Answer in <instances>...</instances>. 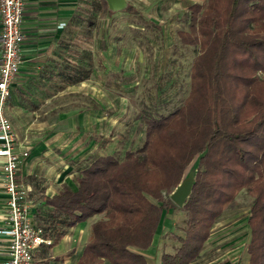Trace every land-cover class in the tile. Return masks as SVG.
Segmentation results:
<instances>
[{"label": "trees", "instance_id": "1", "mask_svg": "<svg viewBox=\"0 0 264 264\" xmlns=\"http://www.w3.org/2000/svg\"><path fill=\"white\" fill-rule=\"evenodd\" d=\"M188 10V29L177 35L198 45V53L182 103L146 116L139 146L122 157L92 156L78 170L74 188L63 185L42 197L52 232L43 230L50 243L41 244L47 246L78 221L104 215L90 223V238L69 264H146L137 249L150 244L162 210L172 206L161 191L172 190L194 155L190 193L180 205L182 234L175 235L173 252L160 253V264L194 259L215 218L243 187L252 200L248 258L238 264H264V0H206ZM88 72L82 66L69 82Z\"/></svg>", "mask_w": 264, "mask_h": 264}, {"label": "rangeland", "instance_id": "2", "mask_svg": "<svg viewBox=\"0 0 264 264\" xmlns=\"http://www.w3.org/2000/svg\"><path fill=\"white\" fill-rule=\"evenodd\" d=\"M205 1L124 0L125 6L120 10L112 11L106 6V9L103 8L94 18L87 16L83 19V24L89 25L88 23L91 22L98 27L93 33L96 40L105 39L107 44L111 43L109 50H111L113 66L111 71L107 70L103 82L112 92L110 111L113 114L109 120L110 128L106 129L103 138L98 139V146L91 148L88 143L87 147L77 150L76 156L66 158L69 159V164L64 166L63 171L82 167L95 152H109L122 157L125 149H133L140 145L146 116L164 114L182 103L188 92L189 68L193 57L198 53V45L180 42L177 31L188 29V6L192 3L203 4ZM85 37H83L85 43L82 45L89 54L83 61L92 64L95 56V61L99 65L103 53L99 55L91 53L90 43ZM97 48L100 46L97 45ZM60 99L65 103L63 111H59L66 115L62 118V122H67L75 114L73 109L80 107L77 103L82 105L84 102L89 103L91 98L87 95L66 94ZM88 106L86 104V107ZM52 114L56 115L49 113ZM38 117H41L40 113ZM62 126L64 127L63 123ZM61 130H64L67 136L72 130L79 129L78 126H74ZM18 141L23 144L22 140ZM24 146L29 153V146L25 144ZM71 151L72 149L66 153ZM78 157L80 158L76 159ZM195 159L196 155L186 165L181 177L186 175L191 167L195 170ZM68 186L73 187L74 183H69ZM161 194L169 198V192L163 190ZM251 200L252 193L248 188L243 187L236 191L231 201L215 218L202 248L188 264L247 262L246 244L249 229L246 216ZM45 209L39 206V217L33 220L43 230L52 233L47 228L48 219L44 218ZM103 217L102 212L96 214L97 219ZM88 218L74 224L75 230L71 235L69 246L59 254L61 256L67 253L64 259H59V255L46 256V252L43 254L40 250L34 255L35 264H69L73 261L82 245L91 236ZM184 218L181 206L173 202L172 206L162 210L150 244L144 249H137L144 254L146 264H160L161 252L175 250L178 245L175 235L182 234Z\"/></svg>", "mask_w": 264, "mask_h": 264}, {"label": "crops", "instance_id": "3", "mask_svg": "<svg viewBox=\"0 0 264 264\" xmlns=\"http://www.w3.org/2000/svg\"><path fill=\"white\" fill-rule=\"evenodd\" d=\"M101 10L100 0H23L20 62L9 84L4 110L17 140L29 146V153L17 168L15 179L30 186L28 197L32 201L33 219L39 217L38 213H34L35 208L45 207L41 204L43 196H51L64 184L74 183L72 188L75 187L80 168L63 171L64 166L69 164L66 158L76 156L75 152L87 147L88 143L91 148L98 146V139L110 128L112 92L103 78L113 66L109 50L111 43L107 44L105 39L96 40L93 34L98 30L96 24H83L84 18H94ZM83 37L90 43L91 53H103L99 65L95 56L92 64L83 61L89 54L82 45L85 43ZM82 66L89 69L87 77L69 82L79 75ZM66 94L87 95L91 99L83 105L78 102L80 107L73 109L75 114L69 121L62 122L66 115L59 112L63 111L65 104L60 98ZM86 104L89 106L86 107ZM51 112L56 115H49ZM39 113L41 117H38ZM74 126H78L79 130H72L67 136L61 130ZM72 146L74 148H70ZM70 149L72 151L67 154ZM107 153L95 152L92 156ZM3 160L0 155V262L6 256L7 243V235L1 231L5 225L3 206L6 198L2 185ZM96 214L88 218V223L97 219ZM44 218L50 219L48 216ZM74 228L75 225L68 227L52 246L40 244L34 251L33 259L40 250L43 254L46 252V256L62 253L69 246Z\"/></svg>", "mask_w": 264, "mask_h": 264}, {"label": "built area", "instance_id": "4", "mask_svg": "<svg viewBox=\"0 0 264 264\" xmlns=\"http://www.w3.org/2000/svg\"><path fill=\"white\" fill-rule=\"evenodd\" d=\"M22 7L23 0H0V155L4 157L1 169L6 193L5 225L1 231L7 235L6 256L0 264H35L34 251L41 243H50L42 227L33 220L32 201L28 197L30 186L15 179L16 170L28 153L24 144L16 139L4 110L9 84L20 62Z\"/></svg>", "mask_w": 264, "mask_h": 264}, {"label": "water", "instance_id": "5", "mask_svg": "<svg viewBox=\"0 0 264 264\" xmlns=\"http://www.w3.org/2000/svg\"><path fill=\"white\" fill-rule=\"evenodd\" d=\"M109 10H120L124 8V0H104ZM194 168H190L186 175L180 178L174 188L169 192V199L176 205H182L188 194L194 177Z\"/></svg>", "mask_w": 264, "mask_h": 264}]
</instances>
